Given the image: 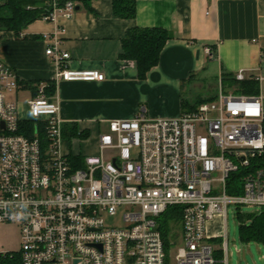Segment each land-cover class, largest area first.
Wrapping results in <instances>:
<instances>
[{"label": "built area", "instance_id": "2783aa9c", "mask_svg": "<svg viewBox=\"0 0 264 264\" xmlns=\"http://www.w3.org/2000/svg\"><path fill=\"white\" fill-rule=\"evenodd\" d=\"M46 3L41 20L54 23L71 19L77 6L76 0ZM43 37L51 40L46 54L58 80L105 78L97 70L66 68L70 54L57 33ZM235 78L246 80L242 70ZM36 86L27 102L30 117H23L8 96L23 85L0 59V223L18 225L21 242L19 251L0 252V264H165L158 221L176 205L183 212L176 264H217L209 240L224 238L230 206L264 207L261 94L226 95L220 87L215 99L177 117L139 113L110 120L98 154L77 163L62 150L66 121L59 100L47 95V85ZM121 207L124 226H106L104 214L115 216ZM216 217L222 230L211 233ZM228 241L226 235V253Z\"/></svg>", "mask_w": 264, "mask_h": 264}, {"label": "crops", "instance_id": "0c3cea01", "mask_svg": "<svg viewBox=\"0 0 264 264\" xmlns=\"http://www.w3.org/2000/svg\"><path fill=\"white\" fill-rule=\"evenodd\" d=\"M113 1L89 0L90 7L77 1L80 8L71 19L36 20L22 37L0 30V59L15 70L21 84L55 83L51 97L59 100L66 121L62 150L77 163L98 154L99 136L110 120L139 113L177 117L186 110L183 100L193 101L191 91L212 90V77L223 89V74L235 76L242 70L246 79L258 82V94L264 96V0H136L132 19L117 17ZM135 27L165 28L173 36L145 79H140L136 62L120 57L122 41ZM56 33L61 49L70 54L66 68L97 70L105 78L58 80L57 65L46 54L51 40L43 37ZM74 126L77 135H71ZM220 220L210 222V232Z\"/></svg>", "mask_w": 264, "mask_h": 264}, {"label": "trees", "instance_id": "16d2710c", "mask_svg": "<svg viewBox=\"0 0 264 264\" xmlns=\"http://www.w3.org/2000/svg\"><path fill=\"white\" fill-rule=\"evenodd\" d=\"M76 1L90 7L89 0ZM46 2L47 0H0V30L14 31L18 37H21L24 28L41 19L45 12L43 8L47 5ZM29 5L34 6V8L29 9ZM113 10L117 17L132 19L137 14V2L136 0H114ZM172 37V33L165 28H131L122 41L123 47L120 57L136 62L140 79H145L148 72L159 64L161 52ZM224 83H227L229 87H234L235 90L242 94L255 95L259 93V84L254 79L237 81L233 74L224 73L222 84L224 85ZM22 85L23 88L30 89L33 96L38 94L36 84L25 83ZM55 90L54 82L47 83L46 93L48 96H53ZM215 98L216 96L210 98L200 97L196 103L183 100V105L186 110H193L198 104ZM26 125L32 133L35 132V125L31 121H27ZM77 134L76 126L72 127L71 135ZM261 160H264V156ZM238 175L234 174L233 179ZM182 214V206L176 205L169 207L159 218V229L165 242L166 262L168 252L171 246L175 244V229L182 223ZM237 218L240 222V237L244 243L256 242L264 244V207L258 213H243L239 209ZM215 256L218 259L217 264H223L224 254L222 250H217Z\"/></svg>", "mask_w": 264, "mask_h": 264}, {"label": "rangeland", "instance_id": "374dc122", "mask_svg": "<svg viewBox=\"0 0 264 264\" xmlns=\"http://www.w3.org/2000/svg\"><path fill=\"white\" fill-rule=\"evenodd\" d=\"M213 88L208 94H205L206 91L198 92L192 91L190 92L189 97L192 102L196 103L198 98H210L216 95L220 90V80L215 76L212 77L210 80ZM208 82L206 83V90L208 87ZM223 92L224 94H231L235 93L238 94L239 92L234 89V87H229L227 83L223 85ZM203 95H205L203 97ZM207 95V96H206ZM10 98L14 99L19 103L21 116L23 117H30V112L27 108V102L32 97V92L30 89H21L18 92H13L8 95ZM239 209L243 213H258L260 212L261 208L258 206H230L228 211V218L226 223L224 224V238L221 239L220 237L211 239L209 242L213 244L218 251L223 252L224 257L223 260L227 259L229 264H264V244L251 242V243H244L240 237V222L237 218V213ZM126 208L121 207L119 208L117 214L115 216H110L108 214H104L105 225L109 227H123V214ZM222 225V221L220 220L214 227L211 228V233H216L217 231L220 232ZM221 229V230H220ZM183 225L182 223L179 224L178 228L175 229V236H179V241H181ZM226 231V234H225ZM228 237V253H226L224 247L225 237ZM221 239V240H217ZM21 246L20 242V229L18 225L12 223H0V252L1 251H19ZM177 244H173L168 252L167 255V262L166 264H176L175 255L177 253ZM241 250V252L238 251ZM224 264V263H223Z\"/></svg>", "mask_w": 264, "mask_h": 264}, {"label": "water", "instance_id": "95a60500", "mask_svg": "<svg viewBox=\"0 0 264 264\" xmlns=\"http://www.w3.org/2000/svg\"><path fill=\"white\" fill-rule=\"evenodd\" d=\"M80 8V6H76V9H79ZM76 262V261H75Z\"/></svg>", "mask_w": 264, "mask_h": 264}]
</instances>
